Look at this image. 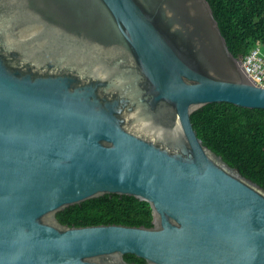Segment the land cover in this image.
I'll use <instances>...</instances> for the list:
<instances>
[{
	"label": "water",
	"instance_id": "1",
	"mask_svg": "<svg viewBox=\"0 0 264 264\" xmlns=\"http://www.w3.org/2000/svg\"><path fill=\"white\" fill-rule=\"evenodd\" d=\"M208 0H0V264H264V188L191 114L264 108ZM107 193L151 227L70 226Z\"/></svg>",
	"mask_w": 264,
	"mask_h": 264
},
{
	"label": "trees",
	"instance_id": "2",
	"mask_svg": "<svg viewBox=\"0 0 264 264\" xmlns=\"http://www.w3.org/2000/svg\"><path fill=\"white\" fill-rule=\"evenodd\" d=\"M236 57L255 47L264 48V0H208ZM264 51V49H262ZM202 142L231 166L264 188V108H246L230 102H212L191 114ZM70 226L95 224L153 225L152 208L145 200L107 193L70 205L57 213ZM125 259L145 264L135 254Z\"/></svg>",
	"mask_w": 264,
	"mask_h": 264
},
{
	"label": "built area",
	"instance_id": "3",
	"mask_svg": "<svg viewBox=\"0 0 264 264\" xmlns=\"http://www.w3.org/2000/svg\"><path fill=\"white\" fill-rule=\"evenodd\" d=\"M240 59L247 73L264 87V51L262 48L255 47Z\"/></svg>",
	"mask_w": 264,
	"mask_h": 264
},
{
	"label": "rangeland",
	"instance_id": "4",
	"mask_svg": "<svg viewBox=\"0 0 264 264\" xmlns=\"http://www.w3.org/2000/svg\"><path fill=\"white\" fill-rule=\"evenodd\" d=\"M262 49H264V48H262Z\"/></svg>",
	"mask_w": 264,
	"mask_h": 264
}]
</instances>
